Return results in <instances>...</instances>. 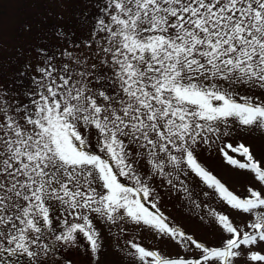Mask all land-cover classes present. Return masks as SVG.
<instances>
[{
	"label": "snow or ice",
	"instance_id": "obj_1",
	"mask_svg": "<svg viewBox=\"0 0 264 264\" xmlns=\"http://www.w3.org/2000/svg\"><path fill=\"white\" fill-rule=\"evenodd\" d=\"M96 7L91 69L88 56L74 58L79 70L64 64L59 71L46 56V66L36 68L41 78L32 77L34 88L22 93L28 102L0 107V251L35 258L38 253L26 241L31 233H41V220L50 225V208L59 203L108 220L122 212L202 250L201 261L161 257L133 244L141 260L151 258V264H231L232 257L247 255L241 245L264 242V214L249 225L253 232L242 235L226 215H217L231 238L221 247H205L145 207L141 197L147 200L151 190L133 165L134 156L145 153L161 173L165 163H186L232 208L264 207L260 192L249 188V198L238 197L194 155L202 133L218 132L229 119L264 132V99H237L234 91L236 85L264 89V0H103ZM56 34L67 38L62 29ZM93 136L115 171L109 160L86 150ZM227 148L245 158L240 162L222 148L227 163L250 170L264 183V168L248 147ZM118 177L135 179L136 186H125ZM82 219L83 226L73 223L55 240L73 241L79 231L95 251L96 233L89 217ZM31 243L47 254L40 235ZM249 258L264 261L255 252Z\"/></svg>",
	"mask_w": 264,
	"mask_h": 264
},
{
	"label": "rangeland",
	"instance_id": "obj_2",
	"mask_svg": "<svg viewBox=\"0 0 264 264\" xmlns=\"http://www.w3.org/2000/svg\"><path fill=\"white\" fill-rule=\"evenodd\" d=\"M102 2L103 0H0V107L7 108L21 101L28 102V97L22 93L34 88L32 77L41 78V73L36 68L46 66V56L52 57L48 63L54 65L57 71L64 64L69 68H77L74 58L88 56V66L91 69L92 57L96 56V45L92 42L93 18L99 15L96 5ZM58 28L63 30L67 38L56 34ZM38 49L43 51H37ZM65 52L70 53L72 58L66 57ZM234 91L237 99L246 97L257 102L264 99V89L258 85L252 88L236 85ZM84 131L86 135L89 134L87 128ZM239 144L248 147L254 160L264 168V132L256 127L239 125L232 119L227 124L221 122L218 132L202 133L194 146V155L213 177L238 197L249 198V188L264 196V183L258 181L250 170L227 163L221 152L223 148L229 156L245 162L243 156L227 148V145L235 147ZM86 150L109 160L115 171V164L95 144L94 136ZM172 154L179 155L175 149H172ZM158 155L165 156L164 153ZM134 159L136 175L151 190V196L147 200L141 197L145 207L161 216L169 227H174L179 233H184V237H192L205 247H221L224 240L231 238V234L224 231L218 223L217 215H226L242 235L244 232H253L249 225L256 223L261 214H264V207L251 212L232 208L214 187H209L186 163L179 167L165 163L161 173L148 163L147 153L142 157L134 156ZM118 179L125 186H136L135 179L130 177ZM93 187L102 191L96 184ZM153 203L155 208L151 206ZM84 215L89 217L96 233L98 247L95 251L79 231L74 234L73 241L55 240V236L66 233L71 224L83 226ZM114 215L116 219L108 220L106 216L90 209L73 210L55 203L49 212L50 225H43L41 220V233H31L26 241L38 255L33 259L21 253L9 257L6 252L0 251V264H151V258L141 260L132 247L133 244L157 252L161 257L202 261V250L179 234L173 238L171 234L161 233L151 225L143 222L137 224L122 212ZM35 235H40L41 242L47 245V254L31 243ZM3 243L8 246L6 241ZM241 248L247 255L232 257L231 264H264V261H252L249 258L252 252L264 255V242L241 245ZM216 264L220 262L216 261Z\"/></svg>",
	"mask_w": 264,
	"mask_h": 264
}]
</instances>
